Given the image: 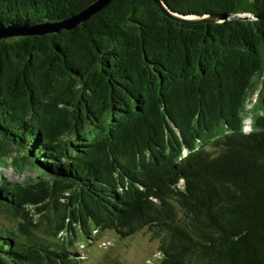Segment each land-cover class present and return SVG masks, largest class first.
I'll return each mask as SVG.
<instances>
[{
	"label": "trees",
	"instance_id": "16d2710c",
	"mask_svg": "<svg viewBox=\"0 0 264 264\" xmlns=\"http://www.w3.org/2000/svg\"><path fill=\"white\" fill-rule=\"evenodd\" d=\"M95 1L0 0V26ZM163 1L264 14V0ZM7 158L34 176L0 171V264H80L72 249L92 234L148 228L159 264H264V18L191 24L153 0H112L77 29L0 40Z\"/></svg>",
	"mask_w": 264,
	"mask_h": 264
},
{
	"label": "rangeland",
	"instance_id": "374dc122",
	"mask_svg": "<svg viewBox=\"0 0 264 264\" xmlns=\"http://www.w3.org/2000/svg\"><path fill=\"white\" fill-rule=\"evenodd\" d=\"M258 84L250 93L247 102V112H251L257 104L258 95L261 91V81L256 78ZM245 131L249 132L252 123L251 114L245 115ZM11 158H7L10 166L0 167L3 177L10 181L23 182L30 180L34 173L29 171L17 172L11 166ZM43 236V235H41ZM64 236L55 239L61 243ZM159 240L155 239L151 230L144 229L128 238H121L115 231H106L102 234L92 236L76 245L72 249L75 257H78L80 264H159Z\"/></svg>",
	"mask_w": 264,
	"mask_h": 264
},
{
	"label": "water",
	"instance_id": "95a60500",
	"mask_svg": "<svg viewBox=\"0 0 264 264\" xmlns=\"http://www.w3.org/2000/svg\"><path fill=\"white\" fill-rule=\"evenodd\" d=\"M156 2L163 13L167 17L184 23L198 24V23H222L229 20L249 21L253 19H263L264 14L255 16L253 14H231V13H216L204 15H182L175 13L164 3L163 0H153ZM112 0H96L89 7L82 12L70 16L68 18L56 21L45 22L37 26H17L13 25L8 28L0 26V40L11 37H23L30 35H44L48 33H59L62 30L70 31L79 28L83 23L88 21L92 16L103 11Z\"/></svg>",
	"mask_w": 264,
	"mask_h": 264
},
{
	"label": "clouds",
	"instance_id": "9594fccd",
	"mask_svg": "<svg viewBox=\"0 0 264 264\" xmlns=\"http://www.w3.org/2000/svg\"><path fill=\"white\" fill-rule=\"evenodd\" d=\"M252 130V123H251V126H250V130H249V132ZM246 132V131H245ZM249 132H247V133H249Z\"/></svg>",
	"mask_w": 264,
	"mask_h": 264
}]
</instances>
